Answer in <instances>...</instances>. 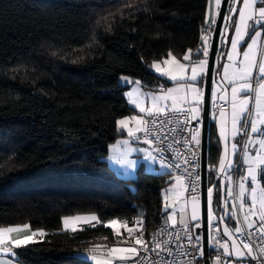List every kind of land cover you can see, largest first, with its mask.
Instances as JSON below:
<instances>
[{"label":"trees","instance_id":"trees-1","mask_svg":"<svg viewBox=\"0 0 264 264\" xmlns=\"http://www.w3.org/2000/svg\"><path fill=\"white\" fill-rule=\"evenodd\" d=\"M206 7L207 0H0V226L28 223L47 233L16 250L21 264H91L80 254L115 239L103 222L127 221L145 236L163 224L169 174L140 167L121 178L107 165L116 122L133 114L119 79L161 85L149 66L169 51L182 60L200 49ZM218 158L209 123L208 187L221 218ZM87 214L102 223L63 229V217ZM222 222L235 226L231 217Z\"/></svg>","mask_w":264,"mask_h":264},{"label":"snow or ice","instance_id":"snow-or-ice-1","mask_svg":"<svg viewBox=\"0 0 264 264\" xmlns=\"http://www.w3.org/2000/svg\"><path fill=\"white\" fill-rule=\"evenodd\" d=\"M233 3L242 2L243 7L238 11V20L231 21L235 26V38L230 41L232 52L228 54V60L231 62L233 67V73L231 77L228 75V69L230 65L226 64L223 66L225 79L232 84V96H231V133L233 139L238 134H243L247 137V140L244 142V155L243 161L248 165L247 175L241 177L242 181H247L250 179V184L246 188L245 183L241 182L239 184L240 192L239 198L241 200L240 209L243 210L247 201L244 199L245 193H249V198L251 200L250 211L244 216V223L249 229L247 233V239H251L255 234L251 230L255 228V222L249 220V216H257L260 220V226L256 228V232L260 234L261 244L264 245V51H261L259 59L257 58V48L264 47V40H262V34H264V0H232ZM208 3V12H206L205 23L209 25V30L211 25L216 23V17L220 16L221 0H207ZM213 8L215 11H213ZM233 15L237 13V9H230ZM209 16L211 20L209 21ZM223 19L231 20L230 16H224ZM200 39L204 42L203 55L208 56V49L210 45L208 44L209 40V31H201ZM250 41V42H249ZM238 46H241L240 51H238ZM191 49L188 50V54L183 56L184 60L190 59ZM243 56V60L239 62L237 67L236 56ZM169 59H164L162 61L163 65L168 66L167 68L161 67V62L153 61L150 65L151 68H154L160 75L167 77L169 80L174 82L179 81H191V83L178 84L176 88L168 87L165 89V86L160 87L161 95L156 96L152 95L153 105L151 108H145L142 103L139 101L138 97H134V92H138L139 89H135L134 92H129L127 95L129 97V103L135 105L141 113H146L147 116L153 117L151 121L145 120L141 117L132 116L124 117L118 120L116 123L120 129L126 130L128 136L133 137L136 140L141 138L136 136L137 132L144 131L145 138L143 143L152 145L156 143L158 146L152 148L151 150L140 148L134 149L128 147L129 141H117V144L112 145V151L115 153L118 150L119 145L125 146L124 151L120 153L119 156H110L109 160L113 161L115 164L119 165L121 168L126 170V174H135L138 167L143 164L148 170L155 171V165L158 163L160 169L164 170H177L180 169L182 172L186 173L184 175H174L172 178L175 180V185L173 187H178L183 191L187 192L190 188V203H191V217L190 221L186 220L184 215L180 217V225L182 231L187 236L189 245L193 244V237L191 235L192 227L199 229L201 227L200 223H195L190 227L192 221H199L200 217V198L197 193V183L200 181L199 174L196 173V169L199 167V163H193L192 161H198L197 149L202 146V125L203 121L200 118V104L204 103V94L201 91V88L197 86L198 78L203 76L208 68V60L203 59L199 60L191 68V75L185 76V71L188 68V65L180 63L176 57L172 54L171 51L167 54ZM121 80L126 83H132L129 77L122 76ZM240 81V83H237ZM136 85H140V81H135ZM183 92V95H179ZM241 93L246 95L241 96ZM251 94V95H247ZM213 99H215V92L212 93ZM221 100H224V96L219 97ZM171 100L172 104L169 107L167 104L160 105L159 101H168ZM252 103V107L249 105ZM187 105V107H184ZM171 111L176 118V123H180L179 117H183L185 125L191 120L198 121L197 125L192 128L180 129L181 132L187 131L189 133L188 137H184L185 145H195V148H188L187 152L180 153L177 152L172 160H168L165 157V152L172 147L171 144L167 148L159 147V144H162L163 141L158 135L156 140H150L147 137L152 134L153 128L157 125L170 124L171 120L165 119L160 120L159 116L161 113ZM220 131L219 138L224 142V155L219 159V170L221 172L227 171V169L232 168V162L229 160L227 168L225 166V161L228 157V138L227 130L224 122L225 111L221 108L220 113ZM213 119H216L215 114L212 116ZM129 121H135L136 128L128 127ZM149 124L153 125V128L147 127ZM173 132H176V128L170 129ZM250 130V131H246ZM251 134H259L261 137L256 143L259 144V149L255 157H252L248 152L247 148L250 144L253 143ZM174 143H180L179 140H175ZM232 154L235 155L237 149V144H232ZM132 152L142 153L143 157L141 159H129V156ZM188 152L191 153V158L188 156ZM183 165L191 164V170L189 171L188 167H183ZM166 174L172 175V172L169 171ZM189 178V183L185 184V179ZM171 188L168 189L165 193V200H167V192H170ZM206 221L207 227L209 229L213 228V220L215 219L213 213V188L208 187L206 190ZM228 195H232V190H228ZM259 204V213L256 212V206ZM167 208L168 205L166 204ZM185 206L181 207V212H185ZM232 215H235L233 213ZM168 221H172V226L175 227V214L169 215L167 218ZM223 220V217H221ZM95 221L96 224L102 223L101 218L96 215L88 216H65L62 218L63 227L65 231L71 230L73 232L77 231V225L81 222L89 224L91 227H95V224L92 222ZM142 225V221H138ZM239 225V220L237 221ZM104 227L112 228L115 232V235L120 236L119 231L120 222L112 219L107 222H103ZM128 222L123 221V226L126 228L129 233V239L134 240L135 245L139 246H112L107 245H96L94 252L97 249H106L104 252V259H100L96 255H92L91 259L95 261V264H147L146 256L140 255V248L143 249L144 253L149 252V244L144 239L143 234L138 236H133L134 229L127 227ZM217 231H219L218 225L215 226ZM165 229H161L160 232L156 233L153 236V240H156V237L159 236ZM234 231L237 234L245 235L244 230L241 226H236ZM21 233H28L26 235H21ZM47 235L46 231L43 228H36L33 230L31 224L25 223L22 225H13V226H0V251L5 254L16 255L13 249H20L27 247L30 244H35L40 242ZM224 235L232 238V234L227 227L224 229ZM176 239L180 238V232L175 233ZM195 240L198 242L200 236L197 235ZM170 241L163 242V245L160 241L156 240L155 244L151 247L152 252H156L159 255V251H167L169 255H172L171 249H167L164 245ZM121 244L127 245V240L120 241ZM240 243L243 245V249L247 250L245 253L241 250L240 246L237 244L236 240H232L231 251L227 244H220V247L224 249V255L235 257L238 260H244L246 255L250 256L253 260L257 259L253 255L252 245L241 240ZM159 250V251H158ZM197 251L201 256H204L205 253L202 249L197 247ZM260 254L264 255V246L259 249ZM3 264V262H0ZM11 264V262H8ZM155 264H161L160 261H156ZM216 264H220V257H217Z\"/></svg>","mask_w":264,"mask_h":264},{"label":"crops","instance_id":"crops-1","mask_svg":"<svg viewBox=\"0 0 264 264\" xmlns=\"http://www.w3.org/2000/svg\"><path fill=\"white\" fill-rule=\"evenodd\" d=\"M242 5V6H241ZM243 7L242 2L240 3H233L232 0L229 1L228 4V8H227V13L225 16H230L231 20H225L224 19V23H223V27H222V31H224L222 33V35H220V41H219V45H218V50H217V55H216V59H215V63H214V72H213V79H212V84H211V93H210V104L215 103L216 101H222V102H227L228 106L227 108L224 109L225 111V116H224V122H225V126H226V130H227V138H228V157L225 161V166L227 168V164L228 161L230 160L232 162V168L231 169H227V171L225 172H221L219 170V159L221 156L224 155V147L225 144L223 141L220 140L219 138V131H220V110H218L215 113H210L209 114V123H212V125L214 126V130H215V134H216V139H217V143H218V147H219V158L217 161V164L215 166V179L219 182L220 185V190H221V194L223 195L222 201L223 204L226 205L228 208H226L225 206H223V218H228L231 217L233 222L235 223L234 227L229 226L228 224L224 223L230 230L235 229V227L237 226V217L239 216V218H241L243 224L247 227V225L244 223V216L246 213H248L250 211V205H251V200L249 198V193H245V197L244 199L247 201L245 207L243 210L240 209V203L241 200L239 198V192H240V188H239V184L241 182L245 183L246 188L249 186L250 184V179L247 181H242L241 177H244L247 175V167L248 165L244 163L243 161V155H244V142L247 140V137H245V140L243 142V145L241 146V137L240 134H238L235 139H233L232 137V133H231V112H232V108H231V96H232V84H230L228 82V80L225 79V75H224V69L223 66L228 64L230 65L229 69H228V75L229 77H231L232 73H233V67L231 66V62L228 60V54L232 52L231 49V43L230 41L232 39L235 38V26L234 24L231 22L233 20H238V11L240 8ZM235 8L237 9V13L235 15L232 14V12L230 11V9ZM213 11L214 8H213ZM206 12H208V3H207V7H206ZM206 17V14H205ZM209 21L211 20V16L208 17ZM206 24V23H205ZM206 26L208 27L209 25L206 24ZM221 31V32H222ZM250 42V41H249ZM204 42L202 41V45L200 47L199 50L190 53V59L189 60H184L182 58V60H178L180 63L186 64L188 65L187 70L185 71V76H190L191 75V68L195 65V63H197L199 60H203V59H208V56L205 57L203 55V48H204ZM241 46H238V51H240ZM209 51V49H208ZM261 51H264V47H258L257 48V58L259 59L260 53ZM200 53V57L198 59H194L193 56L195 54ZM188 54V52L186 53ZM169 59V58H167ZM236 61H237V67L239 66V62L243 60V56L242 54L239 56L235 57ZM163 61V60H162ZM165 66V65H163ZM164 68H167L164 67ZM206 74V72H205ZM205 74L201 77L198 78V82H197V86L201 88V91L204 94V81H205ZM160 78H162L164 81L162 82L161 86H165V89H167L168 87H172V88H176L178 86V84H183V83H191V81H179V82H174L169 80L167 77L165 76H158ZM130 80L132 81V83H126L124 82V86L127 87V90L125 92V99L127 101L128 106L133 110V114L129 115L127 117H132V116H137V117H141V118H145L146 113H141L139 111L138 108L135 107V105L129 103V97H128V93L129 92H134L135 89H139L138 92H134V97H138L139 101L142 103V105L147 109V108H151L153 105V100L151 98L152 95H156L159 96L161 95L160 92V88L159 86H156L154 88L151 89H147L145 88L141 83L140 85H136L135 81L137 80H133L130 78ZM237 83H240V81H237ZM215 92L216 97L215 99H213L212 93ZM179 95H183V92H181ZM246 95L245 93H241V96ZM249 95V94H247ZM220 96H224L225 99L221 100L219 97ZM160 105H164L167 104L169 107L172 104L171 100L168 101H159L158 102ZM202 105L203 103L200 104V109L202 110ZM184 107H187V105H185ZM213 114H215L216 119H213L212 116ZM128 127L133 128V130H135L136 128V124L135 121H129ZM117 130L120 134V136L108 147V156H107V165L108 167L119 177L121 178H134L135 174H126V170L121 168L119 165L115 164L113 161L109 160L110 156H119L120 153L125 149V146L123 145H119L118 146V150L117 152H113L112 151V145L117 144V141H123V140H128L129 141V145L128 147L130 148H134V149H140V148H145V149H149L150 147L148 144H145L143 142H136L134 140L133 137L128 136V133L126 130L120 129L119 126L117 125ZM250 131V130H248ZM141 132V131H140ZM140 132H137L136 135ZM252 136V140L253 143L250 144L247 148V152L252 156L255 157L256 153L259 149V144L256 143V141H258L261 137L259 136V134H251ZM235 143L237 144V149L235 151V155L232 154V144ZM143 154L142 153H137V152H132L129 156V159H141L142 160ZM142 168L144 171L148 172L151 170H148L143 164H141V166L138 167ZM137 169V170H138ZM154 174V173H153ZM264 186V185H262ZM231 188L232 190V195L229 197L228 196V190ZM184 198H185V194L184 191L181 190ZM186 199V198H185ZM186 201L190 203V199H186ZM233 207L235 208V211H237L238 213L235 215H232V210ZM225 210H226V214H225ZM260 209H259V204H257L256 206V212L259 213ZM181 215H184L186 220L190 221V217H191V210L190 212H186L183 214H180L179 216H177L175 218L176 224H180V217ZM216 216V215H215ZM217 217V216H216ZM217 219H219L221 222L220 225L222 227V230L224 232V226H223V220H221V218L217 217ZM249 220L250 221H254L255 222V227H259L260 226V220L258 219L257 216H249ZM200 221V220H199ZM192 222H197V221H192ZM213 222H217V221H213ZM93 224H95V222H92ZM172 221H168L166 224L167 225H171L172 226ZM120 224L123 225V222H120ZM175 224V225H176ZM89 224L87 223H80L77 225V229L83 227V226H87ZM62 227H63V222H62ZM127 227H130L127 225ZM139 227V228H138ZM138 227H130L134 229L133 232V236H138L139 234H141V232L139 234H136L138 232V230L140 229V226ZM64 229V227H63ZM112 231L113 229L110 228ZM137 231H136V230ZM115 239L112 243L107 244V243H99L97 245H107L109 247L112 246H135L134 240L129 239V233L125 232L124 230H122V233L120 236L115 235V232L113 231ZM28 233H21V235H26ZM226 236V235H225ZM123 240H127V245L125 244H121L120 241ZM95 249V247L93 248ZM93 249H91L90 251H92ZM17 249H13V251L16 253ZM89 251V252H90ZM106 251V249H97L94 252H99V253H103ZM93 252V251H92ZM0 262H3V264H8V262H11V264H21L18 260L16 255H11V254H5L4 252L0 251Z\"/></svg>","mask_w":264,"mask_h":264},{"label":"built area","instance_id":"built-area-1","mask_svg":"<svg viewBox=\"0 0 264 264\" xmlns=\"http://www.w3.org/2000/svg\"><path fill=\"white\" fill-rule=\"evenodd\" d=\"M262 40H264V34H262ZM161 85H159V88ZM251 95V94H249ZM228 103L222 102V101H216L213 104H210L209 107V114L215 113L218 110H221V108L225 109L227 108ZM249 107H252V103H250ZM200 118L202 120V110L199 113ZM145 120L151 121L153 117L145 116ZM159 119L165 120H171L170 124H164L160 125L157 124L154 128L153 125L149 124L147 127L153 128L152 134L148 136L147 138L150 140L155 141L157 136H160V139L163 141L162 144H159V147L167 148L169 144L172 145L170 149H168L165 152V157L168 160H172V158L176 155L177 152L185 153L187 152L188 148H195V145H185L183 138L188 137L189 133L187 131L181 132L180 129L185 128L186 126L188 128L195 127L198 123L196 120H191L190 122L185 125L183 117H179L180 123H176V118H174V114L171 111H167L165 113H161L159 116ZM176 128L177 131L173 132L170 129ZM248 131V130H246ZM136 136L140 137V140L134 139L137 143L143 142V139L145 138V132L141 131ZM241 137V146L243 145V142L245 140V137L243 134H240ZM175 140H179L180 143H174ZM158 145L156 143L152 144L150 147V150L152 148L157 147ZM189 158H191V153H187ZM197 155H198V161L193 160V163L198 162L199 167L196 169V173L200 176V160H201V147L197 149ZM191 164L189 165H183V167H188L189 171L191 170ZM171 171L172 175H184L187 176L186 173L182 172L180 169L177 170H168V172ZM189 183V178L185 179V184ZM197 193L199 195V198H201V176L200 181L197 183ZM185 198L191 199L190 196V188L189 191L185 192ZM239 220V225L244 230L245 235L237 234L234 229L232 230L233 238L236 240L237 244L240 246L241 250H243L245 253H247L246 249H243V245L240 243L241 240H244L245 242L252 245L253 248V255L257 257V259L253 260L250 256L245 257L244 260H238L235 255L227 256L224 255V249L220 247V244H227L229 247V250L231 251V242L227 239V237L224 235V232L222 230V227L219 222H213L214 227L209 229L207 227V255L201 256L200 253L197 251V247L203 250V237L201 232V221L197 222H191L190 227H192L195 223H200L201 227L199 229L192 227L191 235L193 237V244L189 245L187 236L181 229L180 224H176L175 227L167 224H162L157 227H155L148 235H144V239L149 244V252L147 254L144 253L143 249L140 248V255L146 256L147 264H155L156 261H160L161 264H205V261H208V264H216L217 257H220V264H264V255L260 254V247L264 246L261 244V237L258 232H256V228H253L251 231L255 233L251 239H247V233L249 229L243 224L241 218L239 216L237 217V221ZM236 221V223H237ZM216 225L219 227V231L216 229ZM161 229H165L164 232H162L159 236L156 237V240L160 241L163 245V242L170 241L166 245H164L167 249H171L172 255H169L168 252L165 251H159V255H157L156 252L151 251V247L155 244L156 240H153V236L160 232ZM179 231L180 232V238L177 240L175 233ZM141 235V234H139ZM199 235L200 240L197 242L195 240V237ZM136 247L139 248V246L136 245ZM119 264V262H117ZM131 264V262H130Z\"/></svg>","mask_w":264,"mask_h":264},{"label":"water","instance_id":"water-1","mask_svg":"<svg viewBox=\"0 0 264 264\" xmlns=\"http://www.w3.org/2000/svg\"><path fill=\"white\" fill-rule=\"evenodd\" d=\"M230 0H221L220 16L216 17V23L212 30L210 40L209 54H208V68L206 69L204 81V103L202 105V146H201V160H200V176H201V198H200V221L202 224L201 232L203 237V251L207 255V221H206V190L208 188L207 175V147H208V132H209V107H210V93L211 84L214 72V63L217 55L220 35L224 23L223 17L226 15L228 4ZM208 264V261H205Z\"/></svg>","mask_w":264,"mask_h":264},{"label":"rangeland","instance_id":"rangeland-1","mask_svg":"<svg viewBox=\"0 0 264 264\" xmlns=\"http://www.w3.org/2000/svg\"><path fill=\"white\" fill-rule=\"evenodd\" d=\"M242 6V5H241ZM213 27H214V24L211 25V29L209 30V26H208V31H209V40H208V44L210 45V40H211V36H212V30H213ZM223 30H224V27H223ZM224 31L221 32V35ZM157 62H161V67H166L163 66V63L162 61H157ZM168 67V66H167ZM149 69L150 71H152L154 74H156L157 76H161L159 72H157L154 68H151L149 66ZM119 83L120 84H124V81L121 80V78L119 79ZM155 168L156 170L155 171H149V173H154V174H166L168 172V170H164V169H160L159 168V164L157 163L155 165ZM174 175H169V180L171 181V183L162 190L161 192V198H162V204H163V211L165 213V216H164V221H163V224H166L168 222L167 218L169 215H172L173 213L175 214V218L177 216H179L180 214H183V213H186V212H190L191 210V204H189L186 199L184 198L180 188L178 187H173L175 185V180L172 178ZM171 188V191L170 192H167V200H165V193L168 189ZM231 189V188H230ZM229 196V195H228ZM230 197V196H229ZM168 205V207L166 208L165 205ZM182 206H185V212H181V207ZM223 206H225L223 204ZM214 213V212H213ZM232 213H235V216H237L236 214L238 213L237 211H235V208L233 207V210H232ZM225 214H226V210H225ZM89 214L87 215H81V216H88ZM214 217L215 219L213 221H217V222H221L219 219H217V217L215 216L214 214ZM95 222V221H93ZM83 223V222H82ZM139 225H135L134 227H138ZM223 226L225 229V227H227L224 222H223ZM139 228V227H138ZM228 228V227H227ZM229 229V228H228ZM122 230H124L125 232H127L126 228L120 224V227H119V231L120 233H122ZM136 230V229H135ZM137 231V230H136ZM229 231L231 232L232 234V230L229 229ZM227 239L231 242V245H232V240L234 239L233 238V234H232V238L230 239L229 236H227ZM92 255H96L97 257H99L100 259H104V254L103 253H99V252H87V253H82L80 254V257L81 258H84L86 260H88L91 264H95V261L91 259Z\"/></svg>","mask_w":264,"mask_h":264}]
</instances>
